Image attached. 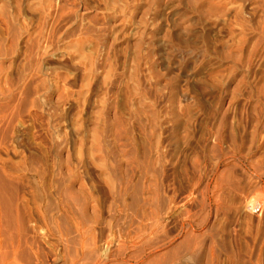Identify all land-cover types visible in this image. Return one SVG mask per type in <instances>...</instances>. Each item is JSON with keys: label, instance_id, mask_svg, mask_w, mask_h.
Wrapping results in <instances>:
<instances>
[{"label": "rangeland", "instance_id": "1", "mask_svg": "<svg viewBox=\"0 0 264 264\" xmlns=\"http://www.w3.org/2000/svg\"><path fill=\"white\" fill-rule=\"evenodd\" d=\"M0 195L25 264H264V0H0Z\"/></svg>", "mask_w": 264, "mask_h": 264}, {"label": "bare ground", "instance_id": "2", "mask_svg": "<svg viewBox=\"0 0 264 264\" xmlns=\"http://www.w3.org/2000/svg\"><path fill=\"white\" fill-rule=\"evenodd\" d=\"M109 177V176H108ZM109 180V179H108ZM113 182V181H112ZM3 192V191H2ZM48 193V192H47ZM4 194V193H3ZM63 194V193H62ZM65 195V194H64ZM67 195V194H66ZM1 196V195H0ZM58 196V195H57ZM2 197H3V195H2ZM4 198V197H3ZM46 194L43 192V191H38L37 192V194H36V203H37V205H38V207H39V210H40V212L42 213L44 210H46V209H44V203L46 202ZM68 198V197H67ZM70 198V197H69ZM10 201V200H9ZM80 201V200H79ZM50 202V201H49ZM76 203L78 202V200L77 201H75ZM2 203V202H1ZM13 203V202H12ZM64 203V202H63ZM72 203L74 204V201L72 200ZM71 203V204H72ZM83 203V202H82ZM6 205H7V203H6ZM12 205H14V204H12ZM12 205L11 204H9V205H7V206H4V204H3V206H4V208H2V206H0V244L2 245V247L5 249H3V252H1L0 253V264H25L24 262H23V259H22V256L19 254V252H20V248H21V246H24V243H22L23 242V240H22V235H21V231L24 229H22L21 230V226H20V223H22L21 222V220H20V216H19V214L16 212H14L13 211V207H12ZM49 205H50V203H49ZM77 205V204H76ZM51 206V205H50ZM74 206V205H73ZM81 207H83V206H81ZM50 208V207H49ZM51 208H53L52 206H51ZM56 209V208H55ZM63 209V208H62ZM76 209V208H75ZM83 209H84V207H83ZM82 209V210H83ZM58 210V209H57ZM57 210H55L56 212H57ZM77 210V209H76ZM17 211V210H16ZM67 211H68V209H67ZM66 211V212H67ZM84 211V210H83ZM49 212H50V209H49ZM54 212V211H53ZM69 212V211H68ZM85 212V211H84ZM38 213V212H37ZM51 213H52V210H51ZM55 213V212H54ZM70 213V212H69ZM71 213H72V211H71ZM70 213V214H71ZM43 214V220H44V222L46 223V224H48L50 227H49V229H51L52 231H54V233L57 235V237L59 238V240H65L66 238H67V236H65V232H64V229H62L61 227H60V224L58 223V221L57 220H55V218L54 217H52L51 219H48L47 218V216H46V214L45 213H42ZM53 214V213H52ZM79 215H80V213H78ZM69 216V215H68ZM78 216V215H77ZM82 216V215H81ZM70 218H71V215H70ZM76 219V218H75ZM79 219V218H78ZM61 221V220H60ZM59 221V222H60ZM70 221V220H69ZM73 221V220H72ZM76 221V220H75ZM62 222V221H61ZM60 222V223H61ZM71 222V221H70ZM88 222V221H87ZM75 223V222H74ZM85 224V226H88L86 223H84ZM89 224V223H88ZM90 225V224H89ZM22 226H23V224H22ZM72 226V225H71ZM87 228H90V226L89 227H87ZM76 234H77V232H78V243H79V245H80V248H81V251L82 252H84V250H90V249H86L87 248V246H86V230H89V229H86L85 230V227L83 226V224H82V222L81 221H78L77 223H76ZM71 231V230H70ZM70 231H67V232H70ZM73 231H71V233H72ZM90 233V232H89ZM72 234H74V233H72ZM137 234V233H136ZM67 235H68V233H67ZM69 236L71 237L72 235L69 233ZM75 236H77V235H75ZM74 236V237H75ZM137 236V235H136ZM144 236V235H143ZM136 239H139V238H141V237H135ZM69 239H72V237L71 238H69ZM68 240V239H67ZM73 240V239H72ZM24 241H25V239H24ZM28 241V240H27ZM89 241H91V240H89ZM134 241H137V240H134ZM60 242V241H59ZM64 242V241H63ZM74 242H76V241H74ZM139 242V241H138ZM29 243V241L27 242V244ZM32 243V242H31ZM30 244V243H29ZM28 244V245H29ZM31 245V244H30ZM26 246V245H25ZM36 246V245H35ZM38 246V245H37ZM36 246V247H37ZM135 246H136V244H135ZM31 247V246H30ZM40 247V246H39ZM38 247V249H40ZM72 248V247H71ZM26 249H27V247H26ZM75 250V249H74ZM2 251V250H1ZM28 251V250H27ZM41 251V250H40ZM39 251V252H40ZM47 252V251H46ZM78 252H80V251H78ZM31 253V252H30ZM49 253V252H48ZM72 253V252H71ZM89 253V252H88ZM91 253V252H90ZM89 253V254H90ZM51 253H49V255H50ZM68 254H70V253H68ZM93 254V253H92ZM38 255H40V254H38V252H36L35 253V257H36V259H37V263H40V259L39 258H37V257H39ZM73 255H75L74 254V251H73V253L71 254V255H69L70 257L71 256H73ZM79 255V254H78ZM94 255V254H93ZM27 256V255H26ZM31 256V255H30ZM43 256V255H42ZM42 256H40V257H42ZM85 256V255H84ZM91 256V255H90ZM89 256V257H90ZM29 257V256H28ZM44 257H45V255H44ZM86 257V256H85ZM25 258V257H24ZM33 258V259H32ZM72 258V257H71ZM95 258V257H94ZM137 258V257H136ZM29 259V258H28ZM31 259L32 260H34V257L32 256L31 257ZM43 259V258H42ZM74 259V258H73ZM71 260V261H74V260ZM77 259V257L75 258V260ZM79 259H80V257H79ZM86 260H87V258H85ZM93 259V258H92ZM43 260H45V259H43ZM46 260H47V262L48 263H50L51 262V264H52V262H55V260H52L51 258H50V256H48V255H46ZM27 261H29V260H27ZM31 261V260H30ZM42 261V260H41ZM94 261V260H93ZM92 261V262H93ZM43 262V261H42ZM95 263H93V264H100L99 263V261H97L96 262V260L94 261ZM27 264H32L31 262H28ZM44 264H47L46 262H44Z\"/></svg>", "mask_w": 264, "mask_h": 264}]
</instances>
